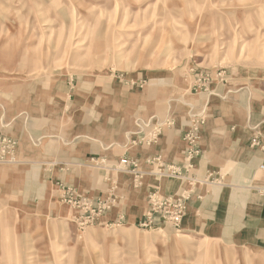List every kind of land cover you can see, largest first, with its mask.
Wrapping results in <instances>:
<instances>
[{"label": "rangeland", "instance_id": "obj_1", "mask_svg": "<svg viewBox=\"0 0 264 264\" xmlns=\"http://www.w3.org/2000/svg\"><path fill=\"white\" fill-rule=\"evenodd\" d=\"M213 113L264 134V0H0V264H264L155 152Z\"/></svg>", "mask_w": 264, "mask_h": 264}, {"label": "crops", "instance_id": "obj_2", "mask_svg": "<svg viewBox=\"0 0 264 264\" xmlns=\"http://www.w3.org/2000/svg\"><path fill=\"white\" fill-rule=\"evenodd\" d=\"M216 114L213 113L206 122L200 143L202 156L196 160L197 175L204 177L203 182L211 187L198 190L201 198L193 194L190 205L207 216L214 212L227 214L225 228L229 235L226 236H233V239L248 222L264 220V173L260 171L264 153L250 147L259 124H242L240 121L230 128L228 124L237 119L220 113L216 117ZM190 125L191 121H185L180 127L172 126L162 132L155 145V152L162 160L183 164V134ZM138 165L141 166V157Z\"/></svg>", "mask_w": 264, "mask_h": 264}, {"label": "built area", "instance_id": "obj_3", "mask_svg": "<svg viewBox=\"0 0 264 264\" xmlns=\"http://www.w3.org/2000/svg\"><path fill=\"white\" fill-rule=\"evenodd\" d=\"M206 125V121L202 118H196V120L191 121L189 130L185 135V141L187 148L184 152L185 162L187 165L183 167L188 171L193 170L196 165V160L201 155L202 150L200 147L201 134ZM158 133V131H157ZM250 147L252 149L261 151L264 153V136L257 135L254 136L250 141ZM168 170L174 175H182V168L174 165ZM261 169L264 171V164L261 165ZM150 205L153 206L156 210L163 212V215L166 216L173 224L179 225L185 214V203L182 201H174L172 199H162L158 194H153L150 197Z\"/></svg>", "mask_w": 264, "mask_h": 264}]
</instances>
